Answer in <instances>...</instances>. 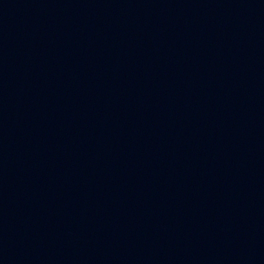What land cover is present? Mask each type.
<instances>
[{
	"label": "water",
	"instance_id": "95a60500",
	"mask_svg": "<svg viewBox=\"0 0 264 264\" xmlns=\"http://www.w3.org/2000/svg\"><path fill=\"white\" fill-rule=\"evenodd\" d=\"M0 264H264V0H0Z\"/></svg>",
	"mask_w": 264,
	"mask_h": 264
}]
</instances>
